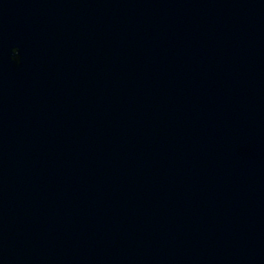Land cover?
I'll return each mask as SVG.
<instances>
[{"label": "water", "instance_id": "95a60500", "mask_svg": "<svg viewBox=\"0 0 264 264\" xmlns=\"http://www.w3.org/2000/svg\"><path fill=\"white\" fill-rule=\"evenodd\" d=\"M0 264H264V0H0Z\"/></svg>", "mask_w": 264, "mask_h": 264}]
</instances>
